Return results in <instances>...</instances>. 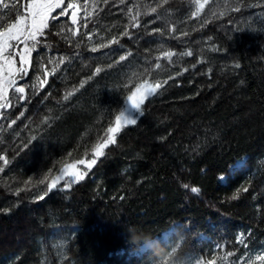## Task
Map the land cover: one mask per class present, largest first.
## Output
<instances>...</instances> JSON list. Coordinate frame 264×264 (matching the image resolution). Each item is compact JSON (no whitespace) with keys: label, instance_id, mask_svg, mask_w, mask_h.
I'll return each instance as SVG.
<instances>
[{"label":"trees","instance_id":"trees-1","mask_svg":"<svg viewBox=\"0 0 264 264\" xmlns=\"http://www.w3.org/2000/svg\"><path fill=\"white\" fill-rule=\"evenodd\" d=\"M90 1L75 25L56 10L17 80L26 100L10 89L0 109V264H264V0L196 16L195 0ZM3 3L0 30L27 0ZM157 83L95 156L134 89Z\"/></svg>","mask_w":264,"mask_h":264},{"label":"snow or ice","instance_id":"snow-or-ice-1","mask_svg":"<svg viewBox=\"0 0 264 264\" xmlns=\"http://www.w3.org/2000/svg\"><path fill=\"white\" fill-rule=\"evenodd\" d=\"M0 3L3 4L4 9H8L9 5L7 3H3V0H0ZM65 3V0H27V3L24 4L25 14L24 15H17L16 20L14 23L10 24L8 27L0 30V109L7 108L9 106V89L14 88L15 93H19L18 99L20 101H25V86H16L17 80L23 79L24 76L28 74V67L26 65H30L31 60V53L36 49L37 44L39 43L38 37L45 35V30L49 29L50 21H55L58 19L56 13L57 9H60L59 16H65L68 14V10H73L71 13V22L72 24L77 23V10L79 5L76 3H67L66 7H62ZM197 4L196 12H193V16L199 14V11L204 7L200 0H195ZM240 8H234L233 11H240ZM152 12H155L156 9H151ZM87 15H91V13H87ZM225 15L221 13V16ZM2 19V17H0ZM138 26V25H134ZM76 33L73 32V35ZM29 41H31V46H29ZM15 42V43H14ZM115 41H113L114 43ZM23 44L24 47L22 49L18 48V45ZM12 50V51H10ZM92 51H96V48H93ZM191 52L185 53V55H191ZM168 57H171L173 53L168 52L165 54ZM19 56V67L16 66L15 57ZM120 60H125L124 56L120 57ZM64 61L61 60V63ZM238 66V65H237ZM55 71V69H53ZM101 71L100 68L96 69V73ZM47 76V73L45 74ZM47 81H41V87ZM166 83V81L164 82ZM162 87L160 83H157L154 86H147L144 90L143 96L139 100H133V96H130L128 99L129 101H133L131 103V107L135 109L138 113H141V105L145 103V101L153 96L157 89ZM68 95H71L69 93ZM68 96H65L67 99ZM21 115H23L21 113ZM116 126L110 127L108 132L113 134L109 135L108 139L103 143L99 144L96 147L95 155L99 157L102 155V149L107 147L111 143H115V136L114 134L119 132L121 127L128 126V125H135L137 123L136 119L129 118L125 115L124 111H121L118 116H116ZM15 123V121H13ZM0 159H4L0 157ZM5 164H7V160H4ZM79 163L83 164L85 161L81 160ZM97 163L96 159H92L87 161V167L91 168L94 164ZM65 175L68 176H75V179L71 180L70 182L65 183L64 187L69 188L72 183H76L80 180L84 179V174H80L78 171L73 173L65 170ZM63 179V176L57 177L56 181H53L49 185V191L56 187L57 182ZM188 186L185 185V188ZM191 192L198 193L199 189L196 187H192ZM242 191H248L247 188L242 189ZM47 195V193H45ZM43 197H41L42 199ZM238 198L237 196L233 197ZM257 260L264 261V256H257Z\"/></svg>","mask_w":264,"mask_h":264},{"label":"rangeland","instance_id":"rangeland-1","mask_svg":"<svg viewBox=\"0 0 264 264\" xmlns=\"http://www.w3.org/2000/svg\"><path fill=\"white\" fill-rule=\"evenodd\" d=\"M209 0H200V3H202L203 5L205 4V3H207ZM92 2L93 1H90V0H86L85 2H83V3H77V5H79V8H78V10H77V23L76 24H78L79 23V21L81 20V19H84L86 16H87V13H92V11H93V9H94V4H92ZM72 11L73 10H71L70 9V19H71V13H72ZM19 67V66H18ZM147 86H154V85H150V84H140L139 86H137L135 89H134V91L132 92V94L130 95V96H133V94L135 93V96H133V100L135 101V100H139L142 96H143V93H144V90H145V88L147 87ZM129 96V97H130ZM133 101H129V99H127L126 100V103L124 104V107H123V109H122V111H124V113H125V115L127 116V117H129V118H134V119H136V115H137V111L135 110V109H133L132 107H131V103H132ZM116 126V120H115V122H114V124H113V126L112 127H115ZM129 126V125H128ZM124 127H126V126H124ZM124 127H121V129L122 128H124ZM120 129V130H121ZM116 134V133H115ZM114 134V135H115ZM109 135H113V134H111V133H109L108 132V136ZM96 156V155H95ZM83 161H85V163L87 162L86 160H83ZM89 161V160H88ZM85 163H83V164H85ZM83 164H81V163H77V164H71V165H69V166H67V167H64L62 170H61V172L50 182V184L51 183H53V181H56L57 180V177H61V176H63V179H65V178H67L68 177V179H71V178H75V176L73 175V176H68V175H65L64 173H65V170H67V171H69V172H73V173H75V172H79L80 174H84V173H86V171H84L85 169L84 168H82V165ZM89 167H87L86 169H88ZM63 179H60L58 182H57V184L60 182V181H62ZM64 181H66L67 182V180H64ZM69 181V180H68ZM56 184V185H57ZM11 233V235H15V236H19V237H21V236H23L24 234H25V231L24 230H22V229H17V230H12V232H10Z\"/></svg>","mask_w":264,"mask_h":264},{"label":"water","instance_id":"water-1","mask_svg":"<svg viewBox=\"0 0 264 264\" xmlns=\"http://www.w3.org/2000/svg\"><path fill=\"white\" fill-rule=\"evenodd\" d=\"M85 166L87 167V164Z\"/></svg>","mask_w":264,"mask_h":264}]
</instances>
